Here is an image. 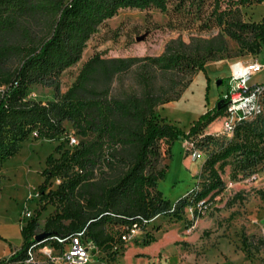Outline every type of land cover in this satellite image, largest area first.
I'll list each match as a JSON object with an SVG mask.
<instances>
[{
    "label": "trees",
    "instance_id": "16d2710c",
    "mask_svg": "<svg viewBox=\"0 0 264 264\" xmlns=\"http://www.w3.org/2000/svg\"><path fill=\"white\" fill-rule=\"evenodd\" d=\"M208 1L211 10L198 31L216 26L217 35L189 43L173 40L160 56L108 58L95 52L62 91L61 75L81 61L88 42L119 10L168 13L175 2L177 10L202 20ZM258 3L264 0H0V164L29 138L53 140L66 134L65 122L79 136L77 145L63 151L59 146L60 156L47 158L38 188L41 206L22 226L23 246L11 262L22 260L42 233L48 236L41 241H47L85 230L95 251L112 249L115 257L125 243L114 228L138 224L146 234L143 246H149L156 241L147 232L151 220H182L187 207L224 188L218 163L239 153L247 166L257 165L264 134L255 138L249 126H242L246 121L235 131L242 132L241 142L205 162L210 182L200 192L172 203L158 189L169 168L164 146L170 151L182 136L159 109L178 100L208 62L240 56L230 52L226 38L244 52L241 56L257 54L264 44V24L245 10ZM32 86L53 89L54 99H27ZM225 110L224 101L216 104L192 124L188 136H200ZM54 178L62 182L53 190L48 182ZM48 205L55 206L54 214L40 228L38 220ZM114 235L120 246L112 242Z\"/></svg>",
    "mask_w": 264,
    "mask_h": 264
},
{
    "label": "rangeland",
    "instance_id": "374dc122",
    "mask_svg": "<svg viewBox=\"0 0 264 264\" xmlns=\"http://www.w3.org/2000/svg\"><path fill=\"white\" fill-rule=\"evenodd\" d=\"M209 2L204 6L202 20L186 11L177 10L175 2L169 5L168 13L156 9L119 10L88 42L81 61L61 75L62 91L70 87L83 62L95 52L105 53L108 58L160 56L173 40L189 43L195 37L207 39L217 35L220 29L216 26L198 31L211 10ZM245 11L253 20L264 24V3ZM228 42L231 46V41ZM229 50L233 55L241 56L244 53L239 49L235 52ZM256 55L264 61V44ZM194 77L178 100L158 111L182 135L173 143L170 151L167 145L164 146V164L169 168L165 177L158 182V189L172 203L192 192H200L209 184L205 162L242 140L238 135L242 132H224L223 116L208 125L200 136H188L192 124L212 110L218 101L210 98L204 77L200 76L193 82ZM255 82L264 83V68L253 76L251 83ZM215 85L213 82L212 86ZM218 88L219 94L224 96L229 88V78H224ZM54 96L53 89L32 86L27 99L47 102L52 101ZM206 103L210 108H206ZM261 105L262 112L242 125L249 126L255 132V138L261 132L264 134V97ZM64 126L66 134L53 140L29 138L19 144L15 155L0 164L1 211L6 210L24 222L30 219L27 213L31 217L35 215V210L41 206L38 188L45 179L43 172L47 158L50 155L58 158L60 153L56 150L59 146H62V151L69 149L71 137L79 140L69 122H65ZM47 141L50 144H46ZM263 147L264 138L260 143V148ZM262 155L257 165L251 167L247 166L239 153L218 163L216 167L224 188L213 198L209 199V196L202 205L197 203L187 207L182 220L177 221L170 216L154 218L147 227L148 236L156 240L151 245L143 246L146 239L143 233L132 242L125 243L115 257L112 249L94 250L90 264H264V150ZM61 182V178H54L48 185L54 190ZM54 211L55 206H47L38 220L40 228ZM116 231L121 232V228H114ZM111 240L120 246L114 242L117 235L112 236Z\"/></svg>",
    "mask_w": 264,
    "mask_h": 264
},
{
    "label": "built area",
    "instance_id": "2783aa9c",
    "mask_svg": "<svg viewBox=\"0 0 264 264\" xmlns=\"http://www.w3.org/2000/svg\"><path fill=\"white\" fill-rule=\"evenodd\" d=\"M263 68L264 65L258 60L247 63L235 61L231 64L229 88L223 96L226 108L222 117L224 132L234 134L238 125L262 112L264 83L251 82L253 76ZM77 143L78 140L71 137L70 147ZM199 203L202 205L204 201ZM26 216L31 218L30 213ZM143 233L144 230L138 224L125 225L121 228L120 238L124 243H129ZM94 249L85 238V230H82L64 238L54 236L47 241H35L26 250L25 257L14 264H90Z\"/></svg>",
    "mask_w": 264,
    "mask_h": 264
},
{
    "label": "crops",
    "instance_id": "0c3cea01",
    "mask_svg": "<svg viewBox=\"0 0 264 264\" xmlns=\"http://www.w3.org/2000/svg\"><path fill=\"white\" fill-rule=\"evenodd\" d=\"M227 45L229 49H233V52L237 51L238 46L236 43L231 41V46L229 44V39L226 38ZM85 51V50H84ZM84 54V52H83ZM93 55V54H92ZM92 55L88 56L90 58ZM255 56V57H254ZM85 60V61H86ZM252 60H258L264 65V61L260 60V56L256 54L238 56L232 58H224L215 62H208L205 65V72H199L195 75L193 82L198 79V77L203 76L205 81V86L209 87L210 98L215 101L219 99V86L222 84H218L219 79L228 78L230 74V66L235 61L241 62H251ZM84 61V62H85ZM209 64H219L218 68L215 70H209ZM205 73V74H204ZM192 82V83H193ZM213 82L216 83L215 87L212 86ZM255 82L253 84H257ZM259 84V83H258ZM206 108H210V105L206 103ZM175 203V202H174ZM22 219H19L16 215H12L10 212L6 210H0V264H14L10 261L11 256L20 250L23 246V236H22V226L25 224Z\"/></svg>",
    "mask_w": 264,
    "mask_h": 264
},
{
    "label": "water",
    "instance_id": "95a60500",
    "mask_svg": "<svg viewBox=\"0 0 264 264\" xmlns=\"http://www.w3.org/2000/svg\"><path fill=\"white\" fill-rule=\"evenodd\" d=\"M218 84H221V81H219ZM221 104H223V100H220L219 102H217L218 106H220ZM47 236H48V234L42 233L36 237V241H41V240L45 239Z\"/></svg>",
    "mask_w": 264,
    "mask_h": 264
},
{
    "label": "bare ground",
    "instance_id": "6f19581e",
    "mask_svg": "<svg viewBox=\"0 0 264 264\" xmlns=\"http://www.w3.org/2000/svg\"><path fill=\"white\" fill-rule=\"evenodd\" d=\"M218 66H219V64H209L207 67H208L209 70L212 71V70H215L216 68H218ZM44 141H45V140H44ZM40 143H41V142H40ZM48 143L50 144V142L47 141L46 144H48ZM51 145H52V144H51ZM44 149H45V148H44ZM32 152H33V151H32ZM42 153H43V152H42ZM31 154H32V153H31Z\"/></svg>",
    "mask_w": 264,
    "mask_h": 264
}]
</instances>
